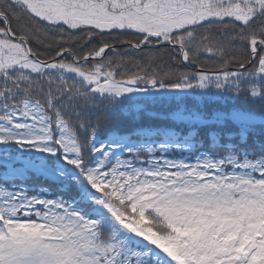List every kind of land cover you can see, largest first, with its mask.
Segmentation results:
<instances>
[{"label":"snow or ice","instance_id":"1","mask_svg":"<svg viewBox=\"0 0 264 264\" xmlns=\"http://www.w3.org/2000/svg\"><path fill=\"white\" fill-rule=\"evenodd\" d=\"M0 264H264V0H0Z\"/></svg>","mask_w":264,"mask_h":264},{"label":"trees","instance_id":"2","mask_svg":"<svg viewBox=\"0 0 264 264\" xmlns=\"http://www.w3.org/2000/svg\"><path fill=\"white\" fill-rule=\"evenodd\" d=\"M129 37H124V39H128ZM204 63L207 64V65H213L214 63H216V61H213L211 59H208L207 57L204 58ZM178 67V70H181V71H196L198 70L195 66L193 67H189V68H184L182 65L181 66H177Z\"/></svg>","mask_w":264,"mask_h":264}]
</instances>
